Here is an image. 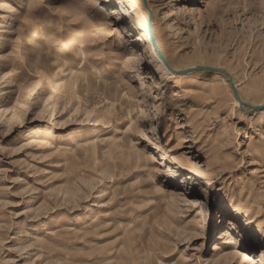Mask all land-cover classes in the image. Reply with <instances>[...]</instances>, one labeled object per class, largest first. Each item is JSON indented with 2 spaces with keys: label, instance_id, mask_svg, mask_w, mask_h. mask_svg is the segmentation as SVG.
Segmentation results:
<instances>
[{
  "label": "rangeland",
  "instance_id": "1",
  "mask_svg": "<svg viewBox=\"0 0 264 264\" xmlns=\"http://www.w3.org/2000/svg\"><path fill=\"white\" fill-rule=\"evenodd\" d=\"M142 4L0 0V264H264V109L166 70ZM149 4L174 68L264 104V0Z\"/></svg>",
  "mask_w": 264,
  "mask_h": 264
},
{
  "label": "water",
  "instance_id": "2",
  "mask_svg": "<svg viewBox=\"0 0 264 264\" xmlns=\"http://www.w3.org/2000/svg\"><path fill=\"white\" fill-rule=\"evenodd\" d=\"M143 2V5L144 7L150 12V15H151V20H150V31H151V34H152V45L155 49V51L157 52L158 56L160 57L161 61L165 64V66L167 67V69L173 73V74H189L193 71H196V70H208V71H215V72H220L222 73L223 75H225L229 81V83L231 84V87L233 89V92H234V96L235 98L240 102V104L242 106H247L249 108H251L252 111H260L262 109H264V104L262 105H252L246 101H244L240 95V92H239V89L237 87V85L235 84V81L233 79V76L232 74L225 70V69H222V68H219V67H214V66H197V67H193V68H188V69H182V70H178V69H175L171 63L168 61L167 57L165 56V54L161 51L159 45H158V42L156 40V37H155V34H154V31H153V27H152V19H153V10L149 4V0H142Z\"/></svg>",
  "mask_w": 264,
  "mask_h": 264
},
{
  "label": "bare ground",
  "instance_id": "3",
  "mask_svg": "<svg viewBox=\"0 0 264 264\" xmlns=\"http://www.w3.org/2000/svg\"><path fill=\"white\" fill-rule=\"evenodd\" d=\"M152 8V7H151ZM153 10V9H152ZM140 15H141V21H140V29L143 31L142 32V38L140 39V41H143V42H146L149 46H150V48H151V50H152V52L155 54V56L158 58V60L160 61L159 63H161L164 67H165V69L166 70H168L167 69V67L165 66V64L161 61V59H160V57L158 56V54H157V52L155 51V49H154V47H153V45H152V34H151V31H150V20H151V15H150V12L143 6V4H142V7H141V11H140ZM152 27H153V31H154V34H155V37H156V40H157V42H158V45H159V47H160V49H161V51L164 53V50H163V48H162V45H161V43H160V41H159V37H158V35H157V31H156V28H155V21H154V16H153V19H152ZM165 54V53H164ZM166 56V55H165ZM176 69V68H175ZM178 70H181V69H178ZM169 71V70H168ZM170 72V71H169ZM171 73V72H170ZM171 74H173V73H171ZM225 76V75H224ZM226 77V76H225ZM225 77H223V78H225ZM227 78V77H226ZM226 80V79H225ZM228 80V79H227ZM229 82V81H228ZM235 84L237 85V83L235 82ZM229 86H230V88H232L231 87V84L229 83ZM237 87H238V85H237ZM232 91H233V89H232ZM233 94H234V92H233ZM235 104L237 105V106H242L241 104H240V102L235 98ZM242 253V252H241ZM234 255V254H233ZM241 255V254H240ZM250 260H252V259H250V257L248 256V254L246 253V252H244V254H243V256H242V262L243 263H246V262H248V261H250Z\"/></svg>",
  "mask_w": 264,
  "mask_h": 264
},
{
  "label": "snow or ice",
  "instance_id": "4",
  "mask_svg": "<svg viewBox=\"0 0 264 264\" xmlns=\"http://www.w3.org/2000/svg\"><path fill=\"white\" fill-rule=\"evenodd\" d=\"M251 229H252L253 231H255V229H256V225H255V224L251 225Z\"/></svg>",
  "mask_w": 264,
  "mask_h": 264
}]
</instances>
